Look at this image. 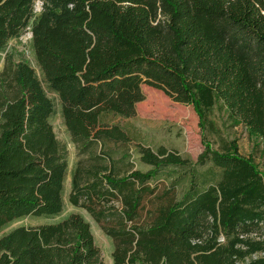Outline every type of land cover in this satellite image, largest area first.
<instances>
[{"label":"trees","instance_id":"1","mask_svg":"<svg viewBox=\"0 0 264 264\" xmlns=\"http://www.w3.org/2000/svg\"><path fill=\"white\" fill-rule=\"evenodd\" d=\"M0 0V51L28 29L43 79L26 61L0 81V230L64 208L69 162L51 123L54 92L74 143L88 154L70 202L113 239L114 264H264V172L236 140L214 148L206 129L221 105L264 141V0ZM143 85L192 104L204 151L220 177L175 186L149 184L189 159L160 147L140 150L148 171L115 174L93 149L128 140L108 116L132 117ZM148 202L144 204L145 199ZM0 264H103L79 213L18 226L0 236Z\"/></svg>","mask_w":264,"mask_h":264},{"label":"rangeland","instance_id":"2","mask_svg":"<svg viewBox=\"0 0 264 264\" xmlns=\"http://www.w3.org/2000/svg\"><path fill=\"white\" fill-rule=\"evenodd\" d=\"M37 2V1H36ZM41 12L37 10L36 13ZM26 61L31 64L39 77L43 79L36 61L32 33L28 29L21 36L12 39L7 46L0 51V81L8 64H17ZM145 98L136 104V114L132 117L108 116L111 124L118 125L128 135V140L122 142H107L96 145L93 149L97 158H102L105 165L114 166L115 174L126 176L135 170L143 172L153 168L141 160L140 150L149 148L156 151L160 147L169 152L181 155L190 160L186 167L170 166L165 169L157 179L149 184L157 185L159 189L175 186L178 199H182L189 190L194 178L203 187L207 182L219 179L220 171L212 169L208 163L198 164V158L204 151L205 146L202 138V128L199 124V116L192 104L174 101L164 91L143 85ZM49 96L54 100L55 111L51 117V123L58 140L65 147L68 155V174L64 184V208L56 216H28L16 220L0 230V236L8 233L18 226H35L39 224L60 221L73 213L81 214L91 225L95 242L99 247L103 264H114L113 251L115 244L102 229L101 225L85 208L75 206L70 202L69 196L72 191L73 174L83 161L87 164L89 155L82 153L80 147L73 142L65 125L61 103L57 95L50 91ZM209 119L214 124V129L207 125L206 136L214 148H221L224 142L236 140L239 150L243 155H251L264 172V141L251 134L242 124H235L228 116V112L221 105H216L209 114ZM149 197L144 201L150 206Z\"/></svg>","mask_w":264,"mask_h":264},{"label":"built area","instance_id":"3","mask_svg":"<svg viewBox=\"0 0 264 264\" xmlns=\"http://www.w3.org/2000/svg\"><path fill=\"white\" fill-rule=\"evenodd\" d=\"M37 2H35V12L37 10H40L42 9V6H43V0H36Z\"/></svg>","mask_w":264,"mask_h":264}]
</instances>
